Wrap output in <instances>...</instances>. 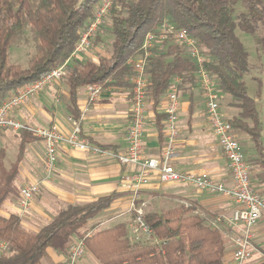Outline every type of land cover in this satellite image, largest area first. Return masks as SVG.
Here are the masks:
<instances>
[{
  "label": "trees",
  "instance_id": "trees-1",
  "mask_svg": "<svg viewBox=\"0 0 264 264\" xmlns=\"http://www.w3.org/2000/svg\"><path fill=\"white\" fill-rule=\"evenodd\" d=\"M103 0H0V105L21 87L37 81L68 60ZM108 13L112 35L111 54L91 61H72L67 68L71 117L79 118L76 94L92 85L123 87L131 91L129 61L139 55L145 36L168 22L185 30L204 56L205 69L219 96L229 99L235 115L227 119L232 130L244 136L242 150L246 163L253 162L252 184H264V126L259 107L261 87L249 92L254 66L237 32L251 36L264 52V0H112ZM100 32L93 45L99 43ZM31 44L33 54L26 67L9 62V50ZM262 72L260 68H257ZM196 66L185 48L173 37L156 44L146 65L147 102L156 108L162 96L176 87L178 94L198 88ZM247 79V80H246ZM260 84V83H259ZM131 95V93H130ZM191 111L193 106L190 104ZM160 130V128H159ZM8 169L0 166V208L17 198L14 185L25 142ZM112 197L82 206H68L38 233L25 230L17 215H0V264H41L46 250L74 237L84 238L86 252L99 264H223L225 244L193 207L179 206L164 213L146 212L143 223L151 241L135 242L127 227L118 223L109 228L86 230L89 221L107 209Z\"/></svg>",
  "mask_w": 264,
  "mask_h": 264
},
{
  "label": "crops",
  "instance_id": "crops-1",
  "mask_svg": "<svg viewBox=\"0 0 264 264\" xmlns=\"http://www.w3.org/2000/svg\"><path fill=\"white\" fill-rule=\"evenodd\" d=\"M98 46L100 48L93 45L92 50H89L81 61L95 62V56L102 55L101 45ZM69 92L65 76L13 111L10 117L32 128L55 127L63 134L71 132L73 126L77 124L84 139L109 153L122 154L126 148L131 91L123 87H106L102 89L96 101L88 103L87 87L80 88L76 94V108L79 111L77 120L71 117L68 110ZM164 96L156 108L147 102L143 152L145 156L151 158L160 154L164 142ZM223 98L229 101L224 96H221L220 100ZM179 100V136L176 154L170 161L171 165L177 171L207 174L213 180L231 188L233 184L227 163L208 126L202 96L195 88L190 93L181 92ZM190 104L193 106L192 111ZM220 112L226 120L229 119L222 112V108ZM238 136L244 146V136ZM10 137L16 149L15 159L11 165L17 159L24 137L20 132L4 130L0 132V144L4 146L6 139ZM31 138L32 141L24 144L14 185L20 191L26 185L40 182L39 192L26 214L20 212L18 198L4 202L0 208L2 217L17 215L25 230L38 233L59 211L68 206L87 205L101 198L112 197L110 206L89 221L86 230L101 229L110 223H122L127 227L128 233L130 232L133 226V216L129 211L131 198L121 178L131 174L135 170L133 166L120 165L112 156H92L61 145L57 150L54 172L47 176L44 170L43 144L32 135ZM248 165L253 173L255 164L251 162ZM253 187L264 199V184L255 181ZM139 201L146 204L145 213H164L179 206H191L208 224L216 217L229 218L236 208V204L229 198L200 192L192 186L162 184L156 175L142 187ZM220 232L225 244L223 264H235L232 260L233 247L230 240L233 232L227 230ZM140 236L144 238L142 234ZM68 245L69 243H65L47 249L41 264H63L68 257ZM92 260L97 262L86 252L79 264H95ZM244 264H264V215L254 230L252 257Z\"/></svg>",
  "mask_w": 264,
  "mask_h": 264
},
{
  "label": "built area",
  "instance_id": "built-area-1",
  "mask_svg": "<svg viewBox=\"0 0 264 264\" xmlns=\"http://www.w3.org/2000/svg\"><path fill=\"white\" fill-rule=\"evenodd\" d=\"M112 4V0H103L96 7L91 22L80 35L68 60L41 79L21 87L0 105V132L4 130L26 131L39 139L43 144V162L47 176H51L54 172L57 150L61 145L92 156H112L120 165L133 166L135 170L131 174L124 175L121 181L131 198L129 211L133 216V226L130 229V235L135 242L151 241V233L142 220L146 204L139 201V196L142 187L149 183L153 175H156L158 181L162 184L192 186L200 192L231 199L236 204L231 216L229 218L216 217L209 224L219 231L233 232L230 239L233 247L232 260L235 264L246 263L252 257L254 230L264 215V199L253 187L250 166L246 163L237 134L220 112V96L215 89L211 76L204 67L206 60L194 39L185 30H176L165 21L155 32L148 33L145 36L139 55L129 61L132 66V74L129 78L131 84L130 114L125 137L126 148L122 154L109 153L100 146L84 139L77 124L73 126L71 132L63 134L55 127L32 128L10 117L13 111L35 98L48 86L61 81L66 76L68 65L72 61L82 60L89 51L97 33L105 24ZM168 37H173L175 41L182 45L195 63V77L204 101L206 120L211 134L215 137L226 160L233 184L231 188L213 180L207 174L177 171L171 165L170 161L176 154V142L179 136L180 101L176 87L170 88L164 96V142L161 152L155 158L144 155L143 137L147 111V77L145 69L153 47ZM101 91V86H88V103L96 101ZM39 189L40 182L26 185L20 189L18 205L22 214L30 211ZM141 234L144 238H141ZM89 236H91V232H87L84 238ZM84 238L74 237L71 239L68 245V257L63 264H79L86 254ZM5 248V245H0V250Z\"/></svg>",
  "mask_w": 264,
  "mask_h": 264
},
{
  "label": "rangeland",
  "instance_id": "rangeland-1",
  "mask_svg": "<svg viewBox=\"0 0 264 264\" xmlns=\"http://www.w3.org/2000/svg\"><path fill=\"white\" fill-rule=\"evenodd\" d=\"M109 24L110 20L109 17H107L105 24L101 27V32H100V41L97 43L95 46L97 48H100L98 45H101V54L102 55H97L95 56V62L97 63L100 58H103V56L109 57L111 54V42H112V35L109 32ZM238 37L240 38L242 44L246 48V50L249 53V60L251 64L254 66L252 73V77L258 78L259 81H254V80H249L248 85H249V92L250 94L255 93L259 87H261V92H262V103L259 107V112H260V117L262 124L264 126V52L261 48V46L258 44V42L255 41V39L251 36L242 34L240 32H237ZM94 40L92 41V43ZM93 46L91 45L90 51L92 50ZM89 52V51H88ZM33 54V47L31 44L28 45H20L19 47H13L9 50V62L11 64H17L20 65L21 67L25 68L26 63L28 60V57ZM99 57V58H97ZM83 60V58H82ZM90 61V60H89ZM92 62V60H91ZM257 68H260L262 72H259ZM247 80V79H246ZM260 83V84H259ZM197 91L200 90L197 88ZM181 94V93H180ZM180 94L178 96L180 97ZM201 95V93H200ZM180 101V100H179ZM228 100H225L223 98L222 100H219V106L222 108V112L227 115L226 118H231L232 116L235 115V111L231 108L228 107ZM238 136V134H237ZM238 141L240 142L241 146L243 147L241 138L239 136L237 137ZM263 139H264V134H263ZM15 145L13 139L10 137L9 139H6L5 145L2 146L0 144V156L2 154V157H0V166L3 168L8 167L11 162L15 159ZM252 179V177H251ZM18 198V197H17ZM115 223H110L107 226H104L101 229L107 228L109 226H113ZM100 229V228H99ZM129 237H131L130 232H129ZM93 261V260H92ZM95 264H98L97 262L93 261Z\"/></svg>",
  "mask_w": 264,
  "mask_h": 264
}]
</instances>
